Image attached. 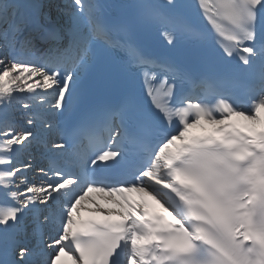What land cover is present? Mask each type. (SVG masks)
<instances>
[{
  "label": "snow or ice",
  "instance_id": "6c2138e0",
  "mask_svg": "<svg viewBox=\"0 0 264 264\" xmlns=\"http://www.w3.org/2000/svg\"><path fill=\"white\" fill-rule=\"evenodd\" d=\"M172 3L173 0H168ZM251 2L253 8L248 7V3ZM31 0H11L10 3L0 2V37L8 39L11 37L13 43L20 39L21 43L28 45L34 37L31 36L30 26L33 24V12L29 8ZM199 7L203 11L204 17L209 21L217 31H220V25L217 23L213 16L207 14V9L209 8L208 0H198ZM145 7L150 8V5H145ZM219 8H223V5H217ZM101 6L94 2V0H70L69 10L71 16L73 17L74 27L71 31L70 39L67 40L66 45L60 49L61 56V66H58L55 71L48 72L43 67L37 66L35 63H20L12 62L11 67H5L0 69V80L4 81V86H0V97L10 94L13 91L20 90H33L36 85L41 84L43 81V88L48 90H54L56 94V100L53 107L60 111L64 107V101L66 96L74 91L76 85L78 84L80 77L86 73V71L91 67L93 49L97 41L104 42L110 49H123L131 54L134 62H138L143 65H152L153 61L144 59L140 56L139 52L134 48L130 40L128 39L129 30L127 26L121 25L119 27L109 29L100 17ZM236 16L237 19L235 23L239 30V35H232L228 37V40L232 43H226L221 39L220 45L223 48L224 53L227 57H232L233 54L239 56L240 61L244 65H249L253 56H259L264 54V43H257L259 38V33L257 30L259 12L264 11V0H241V4L236 6ZM222 14V13H217ZM49 21L51 20L48 17ZM35 23L40 24L39 19H36ZM251 25L252 27H249ZM49 39H59V32L54 28H44ZM124 37L123 39L120 36ZM167 39L168 43L171 44L174 41V35L165 30L162 33ZM221 35L223 33L221 32ZM22 38V39H21ZM5 57H0V65L4 64ZM162 72H171L170 69L165 68V66H159ZM63 68V73L61 71ZM13 73H18L13 75ZM35 77H40L39 80H35V84H28L27 80H33ZM7 78V79H6ZM175 74L165 75L163 79H159L156 72L149 70L144 71V83L146 86L147 95L152 101V104L156 110H158L163 118L172 124L173 114L169 108V102L172 100L174 89L176 84L173 82ZM261 80L264 81V71L261 72ZM14 86V87H13ZM246 87V85H243ZM262 100H264V95H262ZM2 99H0V104H2ZM264 106L261 103L260 108ZM29 106L24 105L27 109ZM131 107L130 103L124 104L119 110L109 114V120L113 117L120 121V126L116 128L111 133V139L109 140V146L105 150L99 152L95 156V159L91 161L93 165L97 162H107L109 160L115 159L119 155V151L113 150L111 145L116 143L117 138L122 135L128 139H135L136 130H133L131 134L124 131V122L128 119V110ZM259 108V109H260ZM258 109V110H259ZM185 111V110H181ZM204 116L201 115V120ZM215 124L224 123V121H211ZM27 123L29 125L33 124L32 118H28ZM199 124V121H197ZM51 127V124L48 125ZM2 128H6V132H0V135H6L11 137L9 140L10 152L15 151V146L25 145V142L30 141L33 136V132L21 128V131L16 132L15 128L9 126L5 123ZM192 127V126H190ZM179 130L166 135L164 139L159 143L157 150L155 151V156L159 158L162 155L163 150L168 147V145L173 141L177 140L179 137ZM19 137V139H17ZM15 142V143H14ZM182 142V141H181ZM66 142L63 140L58 141L53 145L56 148H64ZM0 167L7 169L9 176L11 177L10 182L7 185L0 184L4 186L3 194L7 195L10 193L18 203V207L15 209L5 210L2 214L5 219L0 220V225L8 226L9 221H15L17 215L23 211V209L29 206V202L46 204L52 197L54 193H59L62 189H67L69 186L77 183L75 177L69 176L63 178V172L56 170L55 183L51 182V177H47V170L44 167L38 169V171L47 179L43 182L47 184L46 188H41L37 185L29 183L27 175L22 174L23 171H27L33 167L32 163H17L16 158L9 160L6 163H0ZM149 174V169H145L140 173V177H146ZM19 176V182H16V177ZM21 186H24L21 191ZM120 186V185H119ZM119 186L114 187H104L97 184H89L77 195H75L72 203L67 205V213L72 212L76 224L71 225L73 228H78L82 230H94L93 237L87 240H82L78 237H73L72 243L68 245L67 248L62 247L61 241L64 239L63 231L58 238L52 239V242L46 244V250H53L52 254L49 256L46 264H56L60 259V255L67 250L74 254V258L79 264L80 253L89 250L98 251L105 260V264H117L116 259L117 250L121 246V242L124 240V236L116 234L111 231V223L113 220L127 219V209L123 204L124 197L117 191ZM127 187V184H124ZM94 189L108 193L109 197L115 200L118 194L122 198L121 208L119 210L100 209V211L105 212L103 218H93L88 219L92 221L91 225L78 223L77 216L75 215V206H79L81 209V204L88 198V194ZM36 192L38 195H31L30 193ZM46 193L41 199L39 194ZM27 196V199H20L22 196ZM264 232V219L249 227L248 233L245 234V240H252L253 244L251 247L244 248L241 244H236L234 239L230 240L225 234L223 239L226 247L230 249L232 259L234 264H264V262L259 261L256 258H264V240H261L260 233ZM44 236L41 233V239ZM14 237H6L0 240V264H16L13 259L14 255ZM77 246H79V251H77ZM198 251V246L194 244H186L181 249L180 252L186 253L189 256H193L195 252ZM29 254V249L24 247L18 248L19 258L22 260ZM178 255L177 254H174ZM214 261L208 262V264H225L220 257L216 256ZM84 259L87 260L88 256L85 255ZM131 264V260L129 261ZM185 264H206L196 259L185 261Z\"/></svg>",
  "mask_w": 264,
  "mask_h": 264
},
{
  "label": "bare ground",
  "instance_id": "6f19581e",
  "mask_svg": "<svg viewBox=\"0 0 264 264\" xmlns=\"http://www.w3.org/2000/svg\"><path fill=\"white\" fill-rule=\"evenodd\" d=\"M43 0H31V4H29V8H33V9H37L39 10L42 5H43ZM63 1H68V5H65L63 3H54L51 4L50 8H51V14H53L54 16H52V20L53 23H55L57 25V27L61 30H67L69 33H71L73 27H74V21H73V17L71 16L70 11L68 12L67 10L69 9V3L70 0H63ZM11 2V1H10ZM43 7H46L45 5ZM69 15V17H68ZM67 18H71V26H68V19ZM70 27V28H69ZM39 32H33L31 33V36L34 37L32 39V41L28 44V45H35L39 51H42L44 53H46L54 63H56V61H58L61 56H60V48L58 47L57 44L55 43H49L46 45H43L40 41H38V37L37 35H41L40 31L38 29ZM8 45H3L1 47L0 50V57H5L7 56V47ZM59 54V56H58ZM16 62H20L23 63L21 59H17ZM27 63H35L36 62V57H31L30 60ZM11 67V64H7V61L4 60V64L0 65V69H4L5 67ZM37 66H39V64H37ZM18 73H13V75H16ZM7 79V78H6ZM40 77H35L33 78V80H27L26 82L28 84H35V80H39ZM41 85H43V81L41 80V84L40 85H36L34 91L33 90H26L25 91H20V90H16L11 92L10 94L4 95L3 97H0V99H2V104H0V126L2 125L3 121L5 119L6 116V112L12 108L13 111H15L21 118H26L28 120V118H32L34 123L29 125L28 123H26L24 125V129L26 130H30L33 132V136L30 138V141L25 142V145H17L15 146L16 148H27V147H32L35 143H38L39 140L41 139L42 136H48L51 132H52V128L49 127L48 125L51 124V121L48 117H46V115L42 112L40 106L42 105V101L45 100L46 97H54L55 91L54 90H48L43 88ZM0 86H4V81L0 80ZM14 87V86H13ZM262 95H264V92L262 93ZM262 95L259 97L258 101H257V111L255 113H250V115L254 118V119H258V117H262L264 119V106H262L260 108L261 103H264V100H262ZM8 98H12V99H19L21 101L26 102V104L29 106L27 109H25L24 107H13L10 106L8 104ZM54 99H56L54 97ZM260 108V109H259ZM259 109V110H258ZM18 118H15V122H12V127L15 128L16 132H19V126L20 124L18 123V120H20ZM6 130L2 131L1 127H0V132H6ZM11 137H8L6 135H0V163H6L11 159V156H13L15 154L13 152H10V147L11 145L9 144V140H11ZM17 139H19V137H17ZM15 143V142H14ZM52 144V143H50ZM49 145H44L41 144L40 145V150L44 151L48 148ZM31 149V148H30ZM32 149L35 151V149L32 147ZM48 153H54V150L52 148H48L47 149ZM34 154V153H33ZM69 158L73 159L74 157H70ZM31 162L33 167L27 171H25L23 174L27 175L29 183L37 185L41 188H46L47 184L44 183L43 181L45 179H47V177H51V182L55 183L56 181V176L53 175L52 173H50V171L48 170L47 167H44L47 170V177L43 176L38 169L43 167L41 163H34L32 160H29L27 163ZM19 163V162H17ZM37 167V170L34 171L33 168ZM11 180V177L8 174V171L6 168L4 167H0V184H4L7 185ZM16 182H19V176L16 177ZM24 186H21V189H17V191H21L23 189ZM146 187L151 189L154 193L157 191V186L152 184V183H147ZM3 188L4 186L0 185V220L5 219L4 215L2 214L5 210H9V209H15L16 207H18V203L16 202V200L11 197L10 193L7 195L3 194ZM68 190L67 189H62L63 193H66ZM95 191L93 190L91 193L88 194V198L90 197H94L91 196ZM31 195H38L36 192H32L30 193ZM46 193H40L39 196L42 199L43 195H45ZM101 195H97L96 197V202L98 205L100 206H105L108 208H112L113 206H118L116 205V201L113 200L112 202H108V198L104 197L103 200H100ZM107 198V199H105ZM20 199H27V196H22L20 197ZM57 199L58 196L55 195V193L53 194V197L46 203V204H40V203H33L31 204V202H29V205H31V211H34V213L38 214H42L40 216V222H36L37 217L36 214L34 216H30V221H31V225L25 227L24 226V221L28 220V219H24L25 218V214L27 212V210H29L27 208L23 209V211L21 213H19L17 215L16 220L13 221H9L8 226H4V225H0V240H3L6 237H13V235L10 233V231L12 230L13 232L18 231L19 235L17 238L14 237V241L16 242L17 240H22V236L24 235V233H26L25 235L30 236L33 232V229L35 227H39L41 229L44 228V223L43 220L45 222H49L52 220H54V222L59 220L60 217V213H58L57 211H54V209L57 207ZM74 197H68L67 205H70L73 201ZM78 206H75V208ZM26 238V237H25ZM59 262H63V264H73L72 262V258L66 254L63 253L60 255V259L56 262V264H58Z\"/></svg>",
  "mask_w": 264,
  "mask_h": 264
},
{
  "label": "rangeland",
  "instance_id": "374dc122",
  "mask_svg": "<svg viewBox=\"0 0 264 264\" xmlns=\"http://www.w3.org/2000/svg\"><path fill=\"white\" fill-rule=\"evenodd\" d=\"M58 1V0H57ZM57 3V2H56ZM62 3V2H61Z\"/></svg>",
  "mask_w": 264,
  "mask_h": 264
}]
</instances>
